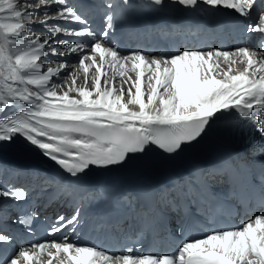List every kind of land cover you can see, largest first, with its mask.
Segmentation results:
<instances>
[{
  "label": "snow or ice",
  "instance_id": "snow-or-ice-1",
  "mask_svg": "<svg viewBox=\"0 0 264 264\" xmlns=\"http://www.w3.org/2000/svg\"><path fill=\"white\" fill-rule=\"evenodd\" d=\"M166 3L232 10L247 20L246 34H258L260 43L123 53L113 36L116 22L138 32L136 17ZM103 8L104 26L96 32L68 0H0V151L22 140L54 162L60 174L43 177L5 164L0 170L54 188L57 197H71L64 202L74 209L48 223L50 239L27 246L16 243L0 217V250L6 253L0 264H264V214L237 228H214L183 240L174 253L136 254L132 247L115 252L70 239L83 219L79 204L100 195L84 184L93 167L120 166L153 147L177 154L220 120L246 124L264 139V11L253 15L257 0H105ZM229 159L193 169L183 184L173 181L172 200L167 190L161 192L167 203H183L182 232L189 222L201 227L215 222L222 199L239 197L247 206L258 193L264 205V162L258 188L248 181L249 193L234 186L226 194L213 190L209 178L227 175ZM27 196L24 185H0V200L20 202L17 207ZM35 218L22 208L11 224L28 234ZM57 234L59 240L52 238Z\"/></svg>",
  "mask_w": 264,
  "mask_h": 264
},
{
  "label": "bare ground",
  "instance_id": "bare-ground-1",
  "mask_svg": "<svg viewBox=\"0 0 264 264\" xmlns=\"http://www.w3.org/2000/svg\"><path fill=\"white\" fill-rule=\"evenodd\" d=\"M104 2H105V0H73V4H71V5L75 8H79L81 10H84V14L82 16H84L86 18H88L89 16H92L93 18H95L98 21V23L94 27L91 28L97 32L100 29V27L98 25L100 21L102 22V27L104 26V24H103V18H104L103 4H104ZM136 2L141 3L142 0H136ZM263 2H264V0H263ZM260 11H264V9H262L261 7H259L257 5L256 13H253V15H256ZM214 12L219 13V14L234 13L232 10H224V9L213 10L211 8H206L203 5H201L199 8H196V9H186L183 6H180L177 4L166 3L162 8L155 10V11H152L149 9H144L143 12L139 15V17H145L146 19L149 20V22L151 24H156L162 20L163 21L170 20L171 16H174L177 18L192 17V18L201 19L202 17H205V16L207 17V15L214 13ZM243 19L245 21H247L245 18H243ZM116 23H117V30H118L121 22L117 21ZM73 26L74 27H80V25H78V24H74ZM36 27L38 28L39 26H36ZM88 27H89V25H88ZM120 29L122 32L128 31L127 28L120 27ZM113 36H114V40H115V38L117 40H120L119 45H117V47H119L120 50L125 54L130 50L142 48V47H140V45L134 44V45H128V46H126V48L123 49L122 48V46H123L122 45V43H123L122 36L123 35L118 36L117 32H116V33H113ZM247 37L248 38L251 37V40L245 41L242 39L241 41H239L237 43V47L238 46L251 47L252 43H254V45L260 43V37L258 34H248ZM135 38H137V36H135ZM211 48H213V47L209 46L207 49H211ZM234 48L235 47H233L231 45V46L227 47L226 49L231 50ZM142 49H144V48H142ZM149 54L155 55V51H151ZM71 59L75 60V57L73 56V57H71ZM237 66L239 67L240 65H237ZM129 74L134 76V73H129ZM220 121H221V123H219V121H216L215 123H213L212 126L207 129L206 133L197 142H194L192 144L193 147L191 150H195V149L203 150L202 151L203 155L208 162L212 160L213 153H214V150L212 148L215 146V145H209V144L215 143L216 139L218 138V135L227 130L226 121L225 120H220ZM252 154H253L254 159L259 158L258 153L252 152ZM156 155H160L163 157L168 156V154H164L162 151L157 150L153 147L146 154L135 156L123 165L115 166V167L110 168V169H98V168L93 167L85 177L92 180V177L94 175L95 177H98V179H99L100 175L103 172L114 171L115 173H119L118 172L119 170L125 171L126 176L129 174L130 171H137V172H142L145 170L152 171L154 169V167L159 162L158 159L155 157ZM247 159L248 158H245V159H243V161H245ZM0 164L9 165L13 168L16 167V164H20L22 167L23 166L32 167V168H27V169L29 171L42 172L41 173L42 176H44L43 174H45V175H48V177H52L57 172L60 173V170L54 164V162L43 157L36 149L27 147L23 143L22 140H18L15 146L10 147V148H5L4 150L0 151ZM125 172L121 173L119 175H124ZM5 176H6V172L3 170H0V182H1V178L5 177ZM211 181H213L212 177L209 178V182H211ZM216 185H217V183H216ZM98 186H99V191H100L103 188V183H99ZM89 189L94 191L92 185L89 186ZM174 192H175V189L171 190L169 192L170 195H168L167 200L173 199L172 193H174ZM133 194H134V192H132L130 194V196H128L126 199L123 200V201H126L125 203L120 202L123 209H126V207H129V206H134L135 201L133 198ZM64 201H65L64 199L58 201L56 198L54 200V203H55V205H58L59 208H63L60 215L71 216L73 214V211H74L73 206L71 204H66ZM11 202L13 203L12 200L11 201L5 200L4 206L2 208V213L0 214V217H3L4 221L6 222L5 225L9 224L7 219L4 217L5 213L9 212V215L12 214ZM89 205H90V200L82 201L79 204V207L81 208V215L83 218L81 223L89 224V225H91V229H93L94 224L96 222H98V220L95 219L94 217L88 216L87 212L89 211ZM175 207L177 208L178 205ZM70 208H71V211L69 212ZM164 208H165V205L162 206V209H164ZM135 211H136V213L135 212H129L130 216H131L129 223H132L133 221H135L137 219H141L142 221H149L150 219L155 217L156 214H158V211H156L154 209L152 210V212H146L144 210H141L139 208V206L136 208ZM132 229H134V228H132V227L129 228V230H132ZM93 231L94 230H92V234H93ZM70 239L77 243V239L76 240H75V238H70ZM46 258L47 257H45V259Z\"/></svg>",
  "mask_w": 264,
  "mask_h": 264
}]
</instances>
